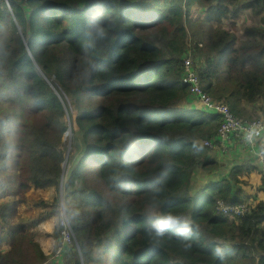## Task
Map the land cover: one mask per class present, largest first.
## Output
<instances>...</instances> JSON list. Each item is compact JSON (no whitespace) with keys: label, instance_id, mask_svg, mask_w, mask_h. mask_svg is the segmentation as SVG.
<instances>
[{"label":"trees","instance_id":"16d2710c","mask_svg":"<svg viewBox=\"0 0 264 264\" xmlns=\"http://www.w3.org/2000/svg\"><path fill=\"white\" fill-rule=\"evenodd\" d=\"M9 3L0 1V241L10 245L0 264L55 262L31 229L41 218L18 213L32 187L57 188L53 214L64 200L76 243L58 258L69 264H90L96 250L114 264H264V176L256 204L247 165L192 194L196 172L218 166L196 139L215 140L222 119L192 107L182 82L191 56L209 96L260 117L264 0ZM219 201L249 210L226 214ZM169 215L180 222L161 233Z\"/></svg>","mask_w":264,"mask_h":264},{"label":"rangeland","instance_id":"374dc122","mask_svg":"<svg viewBox=\"0 0 264 264\" xmlns=\"http://www.w3.org/2000/svg\"><path fill=\"white\" fill-rule=\"evenodd\" d=\"M249 1H251V0H249ZM249 12H250V10H249ZM244 14L245 13H243L242 17L240 16V18L236 22L237 28H239V29L243 27V22L244 23L247 22V16L245 18ZM259 24L260 23H257V25H259ZM224 26L229 28L230 23L227 22L224 24ZM19 29H20V27H19ZM190 58L193 60V58L191 56H190ZM190 95L192 96V100L190 102V104H193V105H191L192 107H195V108L203 107L202 103H201L202 101L199 98L195 97L191 93H190ZM66 99H67V97H66ZM184 105H186V107H190L187 102H186V104L184 103ZM261 117H262V114L258 118H261ZM254 119L255 118H253L252 120H254ZM245 120H247V119H245ZM75 137H76V134L72 131V129H70L68 132L65 133L64 144H65V147H67V149H66V160L68 157L71 158L73 155H75L74 154V148L75 147H73L75 144ZM196 140L202 142L203 144L206 141L204 139H196ZM262 145H264V137H263L262 141L258 142L256 145V147L260 149L258 151H263V150H261ZM211 149H212L210 152L211 155H213L214 157H216L218 159V166L215 170H213L211 172L206 171V170H202V169H199V171L196 172V174L194 175V178H193V182H192V188H193L192 194H197L198 191L202 190V188L205 184H207L209 182L216 181V180H221L224 177L228 176L232 166L242 167V165H247V167L244 168V171H245V173H250L249 174L250 177L247 176L244 172L242 173L243 178H247L252 182V184H251L252 187L250 186L247 189V192L250 195V197L248 198L247 201H250L253 204H256L257 201L262 197V194L258 193L257 189H258L259 184L261 183V178L264 176V159H261V157L258 154H252L250 149L244 148L241 145H239L238 143H231L229 148H223L222 146H218L216 148H211ZM214 151H216L218 154L215 155ZM63 166H64V172L62 175V182L64 183V181L66 180L68 171L72 167V163L70 162L69 164H66V165L64 164ZM42 190H44V191L38 192L37 190H35V188H33V187L31 188V190L26 195L27 196V202L19 205V208H18L19 215H21L23 218H37V217H40L44 213V212H41V211H43V208L39 205L38 202H39L40 197H41L40 194H42V195L46 194V192H48V190H46V189H42ZM50 191L52 193L53 192L58 193L56 187L49 189V192ZM16 198L19 199V196H17ZM3 199H5V196L0 197V204L2 203L1 201H3ZM8 200H9V198H8ZM60 201H61L60 212L63 215V213L66 212L65 203H64L63 198L60 199ZM247 201H245L244 204L246 205L247 209H249V206H248L249 204L247 203ZM53 203L54 202H51V208H54ZM64 217H65V214H64ZM61 218H59L57 224L60 223ZM19 220L20 219L18 217L16 219H14L12 221V225L19 223ZM57 224H56V226H57ZM61 225H62V222H61ZM44 228H47V226L44 227V226H41L40 224L33 228V229H36V233L38 234L37 239L39 238L40 234H43L42 236H40V237H42L40 239V242H42V239L45 236L44 234H47L48 232H50V230L48 231L47 229H44ZM53 233H51V235H53ZM52 238H51L52 239L51 240V247L52 248L49 251V254L51 255L50 262L55 261L53 264H69L72 258L67 257L66 259H64V256L67 254L66 252L68 251V248L62 242V235H61V238L59 241H56L55 237H52ZM4 240L0 241V250L9 249V245H10L9 241L8 240L4 241ZM56 243H58L60 245V247L58 249H62L61 254L66 253L64 256H62L60 258L56 257V251L54 249V247L56 246ZM69 252H70V250L68 251V253ZM90 264H114V263L110 262V260L107 258L104 259L102 257V254L100 252H97V250H96V252L94 253V256H93V261Z\"/></svg>","mask_w":264,"mask_h":264},{"label":"built area","instance_id":"2783aa9c","mask_svg":"<svg viewBox=\"0 0 264 264\" xmlns=\"http://www.w3.org/2000/svg\"><path fill=\"white\" fill-rule=\"evenodd\" d=\"M193 64L194 62L190 57L184 60L183 84L188 85L189 92L202 101V106L206 110L214 114L219 113L222 119L217 138L215 140H206L204 144L209 148H216L218 146L229 148L231 143H238L242 147L250 149L252 154H258L261 159H264V151H258L259 148L256 147L257 143L264 137V111L261 118L254 120H244L237 117L228 105L216 102L203 90L198 73ZM219 205L226 213L244 215L248 211L245 204L228 206L219 202ZM62 216L61 222L64 226L62 231L63 244L70 245L73 243L74 233L66 213L64 212ZM61 250H57V256L61 254Z\"/></svg>","mask_w":264,"mask_h":264},{"label":"crops","instance_id":"0c3cea01","mask_svg":"<svg viewBox=\"0 0 264 264\" xmlns=\"http://www.w3.org/2000/svg\"><path fill=\"white\" fill-rule=\"evenodd\" d=\"M51 188H54V187L46 188V190H48V192H46V194H43V195L40 194L41 197H40L39 202L44 201V204L43 205L39 204V205L43 208V211H41V212H44V213L42 215H45V216L42 217V215H41L40 217H38V218H41L39 224L41 226H44V227L47 226V228H44V229H47L48 231L50 230V232H48L47 234H44L45 236L43 237L42 242H40V239L42 238L40 236H42L43 234H40L39 238L37 239L38 234L36 233V229H33L35 226H33L31 228L35 232L36 240L40 242L43 251L47 255H50L49 251L52 248L51 247V240L53 239L52 237H54V236L51 235V233L55 232L54 230L56 228V224L60 218V216L58 214H55V213L53 214V212H52L53 208H51V202H54L58 193H55V192L52 193L51 191L49 192V189H51ZM35 190H37L38 192L44 191L42 189H36V188H35ZM8 198L11 199V196H9ZM54 249H55V247H54Z\"/></svg>","mask_w":264,"mask_h":264},{"label":"clouds","instance_id":"9594fccd","mask_svg":"<svg viewBox=\"0 0 264 264\" xmlns=\"http://www.w3.org/2000/svg\"><path fill=\"white\" fill-rule=\"evenodd\" d=\"M6 3H7V5L10 7V3H9V0H6ZM68 132V131H67ZM218 135V134H217ZM206 140H210V139H206ZM261 141V140H260ZM206 146V145H205ZM207 147V146H206ZM260 150V149H259ZM219 202H222L223 204H225L223 201H219ZM219 202H218V206H219V209L220 210H222L221 208H220V205H219ZM225 205H227V204H225ZM241 205H243V204H241ZM228 206H235V205H228ZM237 206V205H236ZM249 210V209H248ZM223 211V210H222ZM224 212V211H223ZM248 212V211H247ZM66 213V212H65ZM224 213H226V212H224ZM226 214H228V213H226ZM232 214H235V213H232ZM246 214V213H245ZM244 214V215H245ZM67 215V214H66ZM235 215H238V214H235ZM60 216V218L62 217V213L59 215ZM68 218V217H67ZM62 219V218H61ZM69 220V219H68ZM61 222V221H60ZM180 222V220H179V217H175V216H172V215H169V216H167L163 221H161V223L159 224V230L161 231V233L163 232V230L164 229H167V228H169L170 226H174V225H176L177 223H179ZM70 223V222H69ZM71 226V225H70ZM62 227H63V229H64V226L62 225ZM71 229H72V227H71ZM73 230V229H72ZM63 231V230H62ZM62 231H61V235H62V237H63V234H62ZM183 231H188V229L187 228H185ZM74 233V232H73ZM64 240L62 239V242H63ZM73 241V243L72 244H70V245H67L66 244V246L68 247V246H72L74 243H76V237H75V234H74V239L72 240ZM58 250V249H57ZM57 250H56V257H59V256H57Z\"/></svg>","mask_w":264,"mask_h":264},{"label":"water","instance_id":"95a60500","mask_svg":"<svg viewBox=\"0 0 264 264\" xmlns=\"http://www.w3.org/2000/svg\"><path fill=\"white\" fill-rule=\"evenodd\" d=\"M0 1H1V0H0ZM66 161H67V160H66ZM66 161H65V163H64L65 165H66Z\"/></svg>","mask_w":264,"mask_h":264}]
</instances>
